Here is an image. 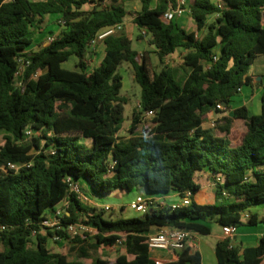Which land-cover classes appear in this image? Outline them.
I'll use <instances>...</instances> for the list:
<instances>
[{
    "label": "trees",
    "instance_id": "trees-1",
    "mask_svg": "<svg viewBox=\"0 0 264 264\" xmlns=\"http://www.w3.org/2000/svg\"><path fill=\"white\" fill-rule=\"evenodd\" d=\"M125 1L0 0V165H23L18 172H0V225L5 227L0 232V264H202L201 255L188 247L178 252L177 260L157 263L148 234L170 227L209 235L211 229L203 222L238 228L264 223L255 213L242 221L244 213L264 204V83L259 114L242 106L214 128L203 126L211 111L224 112L219 105L229 108L244 86H252L250 67L264 56V0H222V9L211 0H193L190 14L197 32L164 19L177 0H158L155 8L153 0H141L142 10L132 14L143 31L140 39L150 35L161 63L183 50L188 71L184 80L169 66L159 71L151 52L133 49L124 29L94 43L101 32L130 15ZM52 15L58 16L62 30L48 45L30 50ZM98 44L104 57L91 68ZM73 56L76 69L64 68ZM23 57L30 65L24 85L16 88ZM124 63L133 67L141 87L140 109L134 111L127 138L119 136L128 104L122 95ZM149 111L155 112L156 126L147 136L137 135ZM238 120L245 124L243 136L234 125ZM28 128L37 133L31 142L25 136ZM203 171L213 180H224L216 186L214 204L196 202L197 175ZM250 173L253 180L247 182ZM68 178L86 184L93 197L136 188L152 195H193L189 206L150 203L142 217L106 219V210L84 204L71 191ZM59 209L64 210L65 226L83 224L97 233L71 236L49 228L43 234L42 222ZM54 235L69 240L71 249L79 250L78 259L52 253L48 241ZM92 238L95 244L90 245ZM119 242L127 252L115 260L91 258L88 251L89 245ZM216 256L217 264H264V238L244 249L225 239L217 244Z\"/></svg>",
    "mask_w": 264,
    "mask_h": 264
},
{
    "label": "rangeland",
    "instance_id": "rangeland-1",
    "mask_svg": "<svg viewBox=\"0 0 264 264\" xmlns=\"http://www.w3.org/2000/svg\"><path fill=\"white\" fill-rule=\"evenodd\" d=\"M106 4L112 3V0H105ZM132 4V3H131ZM88 9L90 7H87ZM131 17V16H130ZM133 17V16H132ZM131 23H133L131 21ZM44 26H46V32L44 34H38L36 37V42L34 45L30 48L32 51H36L40 49L41 47L45 46L44 44L49 42L50 37H55L57 34L62 30V27H60V20L58 16L52 15L49 16L47 20L44 22ZM126 32V30H123ZM127 33V32H126ZM129 35L132 37L133 40V49L137 50L140 53H144L145 51L151 52V59L157 66V69L160 71L164 67L169 66L173 69H175L178 73V76L181 80H184L186 78V75L188 73L185 65L183 64V60L181 59V55L172 57L168 62L161 63L157 54L154 51V47L150 45L149 39L150 35L143 36L142 39H140V36L143 35V31L139 27H135L134 31L128 30ZM49 44V43H48ZM47 44V45H48ZM99 45V44H98ZM76 63L77 58L75 56L71 57L70 60L63 64L64 68L67 69H76ZM98 65V59L96 58L95 61L91 64V68ZM250 71H252L255 75L261 76L264 78V56H259L254 64L250 67ZM120 72L123 76V91L122 95L128 98V104L125 107V122L123 124V128L121 132L119 133L120 137H130V129L133 122V116L134 111L139 110L140 106V99H141V87L136 83L135 81V72L133 67L129 63L122 64L120 68ZM256 76V77H257ZM254 77V78H256ZM253 78V79H254ZM253 89H250L249 86H244V90L238 94H236L232 98L231 106L229 108H226L223 110L224 112L219 113L216 111H211L213 114L211 117H209L206 120V128H213L212 123L216 122L225 117V116H232L233 110L238 107L244 106V103H247L251 109V112L253 114H259L261 111L259 109L260 104V98L262 95V91H260V88L262 87V83L258 81H252ZM248 97V98H247ZM246 106V105H245ZM142 124L140 125L139 130L136 132L137 135H143L147 136L150 134V132L155 128L156 124L154 122V117H148L143 115L142 117ZM235 126L239 128L240 132L242 133V136L245 133L246 128L242 124L241 121H236ZM37 136V133L34 134ZM33 135V136H34ZM32 137L28 138L27 141L31 142ZM4 142V133L0 134V144ZM238 143L240 141H237ZM80 186L83 190V192L89 193L85 190L83 187V182L80 183ZM133 192H139V188L134 189ZM122 194V193H120ZM126 194V193H124ZM131 194V193H128ZM116 195H106V197L103 199H100V206L97 207L98 210H105V206H111L114 208V204L116 203ZM84 204H88L89 201L81 200ZM63 207H67V203L65 202L63 204ZM91 207V206H90ZM130 206L128 207V209ZM131 211L128 214L123 213L120 211V207L114 208L112 211H104V217L106 219H118V218H133V217H142L144 213L137 212L136 210L130 208ZM256 209V208H254ZM218 227V225H215ZM241 228V227H240ZM48 232V230H47ZM47 234V233H46ZM96 233H93L91 236L93 237ZM35 239H33L34 243ZM32 243V245H33ZM95 244V240L92 238L90 240V245ZM88 246V251L90 253L91 258H104V259H110L115 260V258L119 254H125L127 252V249L124 244H117L115 246H101L99 248H93L92 246ZM73 246L72 243L66 242V241H54L53 238H49L48 241V247L51 250L52 253H59L64 254L68 256L69 260L78 259L79 250L73 251L71 247ZM130 258H132L131 255H129ZM82 261H89V259H80Z\"/></svg>",
    "mask_w": 264,
    "mask_h": 264
},
{
    "label": "crops",
    "instance_id": "crops-1",
    "mask_svg": "<svg viewBox=\"0 0 264 264\" xmlns=\"http://www.w3.org/2000/svg\"><path fill=\"white\" fill-rule=\"evenodd\" d=\"M178 1V0H177ZM193 0H187V12L181 16L176 18V24L179 28L185 29L188 32H197L198 27L196 21L192 18L190 14V4ZM221 0H211L214 4H218ZM132 3V4H131ZM158 4V0H153L151 4V8H155ZM126 9L128 12H130V15H128L125 18V21L123 23V29L126 30L128 36L132 39V37L129 35L128 30L134 31L135 27L137 25L133 22L134 17H132L134 13L139 12L142 10V2L141 0H126L125 1ZM131 16V17H130ZM49 17V16H48ZM46 18V20L48 19ZM216 16L210 17L208 20V23H212L215 20ZM131 21L133 23H131ZM46 30L41 33L44 34ZM203 31H200L199 34H203ZM36 42V39H35ZM48 43L46 42L44 45L46 46ZM155 50V48H154ZM182 54V55H181ZM181 55V59L183 60V57L185 55V52L183 50H178L176 51L173 55L168 56L165 59V62H168L172 57ZM104 57V47L100 44L96 48V53L93 55L91 64L95 61V59H98V65L102 61ZM97 65V66H98ZM95 66V67H97ZM93 67V68H95ZM249 75L256 77L252 71L249 70ZM260 81L261 83H264V78L261 76H257L256 78L253 79V81ZM250 89H253V85L249 86ZM244 88H242V91ZM260 91H262V87L260 88ZM248 98V97H247ZM260 104H261V98H260ZM246 107H249L247 103L243 104ZM259 109L261 111L262 107L259 106ZM251 111V109H250ZM252 113V112H251ZM213 112H210L207 115V118L204 121L203 126L205 127L206 125V120L211 117ZM253 114V113H252ZM231 117V116H229ZM236 122V121H235ZM242 124L245 127V124L242 122ZM235 125V123H234ZM206 128V127H205ZM239 130L238 127L235 126ZM240 131V130H239ZM242 134V133H241ZM197 183L200 184V190L196 195V202L199 204H214L216 202V186L214 185V180L213 176L209 171H203L198 173L197 175ZM84 185V184H83ZM84 188L87 192H89L88 186L85 184ZM134 191V190H133ZM121 192L117 191L113 193L116 195V203L114 204V208H119L120 211H122L125 214L130 213L131 209H133L132 205L136 202L138 197H143L147 200L148 203L156 204L157 206H172V205H180L182 202V197L180 193L178 192H170L166 194H157V195H152L144 190L139 189V192ZM122 193V194H120ZM126 193V194H124ZM131 193V194H128ZM89 203L87 205L91 207H99L101 202L100 199H104L106 196H91L89 193H86ZM130 208L128 209V207ZM249 215L251 213H255L258 215L259 218H264V204L261 206L256 207V209H252L251 211L246 212ZM204 225L209 227L211 229V234L209 235H201L199 233H194L191 232V239L188 243V248L190 249L191 253H196L198 252L201 255L202 259V264H217V256H216V246L220 241H223L226 239L224 232H223V227L220 226L216 222H203ZM218 225L216 227L215 225ZM161 229L153 228L150 233L148 234L149 236L156 235L158 231ZM90 233L91 235L93 233H97V231L93 228H90ZM264 238V223H260L257 226H249L245 225L241 228H239L236 236L233 238V246L235 247H240L242 249L246 247H254L257 246L260 240ZM132 258H129L132 260L134 259V256L131 255ZM151 256L152 258L157 262V263H167L171 261H175L178 258V252H166V251H160V250H151Z\"/></svg>",
    "mask_w": 264,
    "mask_h": 264
},
{
    "label": "built area",
    "instance_id": "built-area-1",
    "mask_svg": "<svg viewBox=\"0 0 264 264\" xmlns=\"http://www.w3.org/2000/svg\"><path fill=\"white\" fill-rule=\"evenodd\" d=\"M187 0H178L175 7L169 8V10L164 14V19L168 22L174 21L176 18L183 16L187 12ZM219 9L223 8V2L222 0L217 4ZM219 16V14L217 15ZM123 30V24H118L113 27H109L105 29L103 32H101L96 41L94 43H97L103 39H105L107 36L115 34L119 31ZM54 40V37L49 38V42H52ZM218 58L215 56L214 61H217ZM20 67L18 72L15 75L14 79V86L16 88H20L24 85L23 78L25 76L26 69L30 65V61L26 59L25 57L20 59ZM219 108L221 110H224V107L222 105H219ZM146 116L148 117H154L155 112L149 111L146 113ZM211 127H215V122L212 123ZM35 132L32 129H26L25 136L26 138H31ZM22 164H17L13 162H7L0 165V172H8V171H14L18 172ZM262 173H264V166L260 169ZM247 182H250L253 180L252 173L248 174L246 179ZM68 183L70 184L71 191L78 194V197L80 200H86L89 201L87 195L83 192L81 186L78 183H75L72 178H68ZM224 180L222 177H217L214 180V185L217 186L218 184H223ZM223 194L225 196H228L227 191H224ZM192 192L188 191L186 193V196L182 198V202L180 205L189 206L191 204V198H192ZM150 203L147 202V200L143 197H138L136 202L132 205L133 209L137 212L145 213L148 205ZM180 205H172L173 208H176ZM106 211H112L114 208L111 206H105L104 208ZM64 216V210L59 209L55 212H50L46 219L42 222V233L46 234L47 230L50 228L52 230L58 229V230H65L70 234L71 236H76L78 234H82L84 232H90V228L88 226H85L83 224H69L65 226L63 224L62 218ZM250 215L248 213H244L242 215V221L248 220ZM5 229L4 226L0 225V232ZM239 228L237 226L231 225V226H224L223 232L226 237V239H230L233 242V238L236 236ZM33 235H36V232L33 233ZM54 241H63L62 238H60L57 235H54L52 237ZM191 239V232L187 231L185 229L181 228H162L156 235H152L148 237V245L150 250H160V251H166V252H182L188 247V243ZM66 242H69V240H66ZM118 244H122L119 242ZM233 245V244H232Z\"/></svg>",
    "mask_w": 264,
    "mask_h": 264
}]
</instances>
